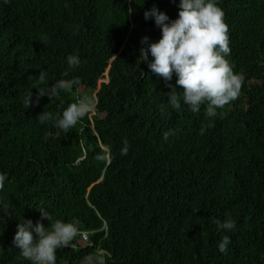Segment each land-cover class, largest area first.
<instances>
[{
	"label": "trees",
	"instance_id": "16d2710c",
	"mask_svg": "<svg viewBox=\"0 0 264 264\" xmlns=\"http://www.w3.org/2000/svg\"><path fill=\"white\" fill-rule=\"evenodd\" d=\"M153 5L178 18L179 0H0V264H30L13 241L27 220L49 226L40 210L80 224L57 264L98 252L106 264H264V0H220L244 82L214 119L205 107L173 110L177 77L166 83L140 63L142 38H161L144 17ZM73 78L71 92L35 103L39 89ZM85 95L97 110L69 131L40 122ZM228 214L235 231L217 224Z\"/></svg>",
	"mask_w": 264,
	"mask_h": 264
},
{
	"label": "clouds",
	"instance_id": "9594fccd",
	"mask_svg": "<svg viewBox=\"0 0 264 264\" xmlns=\"http://www.w3.org/2000/svg\"><path fill=\"white\" fill-rule=\"evenodd\" d=\"M178 8L176 19H170L156 5L145 11V20L154 19L156 27L161 31V38L153 42L150 37H143L139 60L140 63H147L151 72L163 78L166 83L171 82L174 75L177 77L176 84L183 91L181 96V92H177L169 83L172 90L167 102L173 110L179 113L182 105H187L196 113L205 107L207 117L214 119L221 115L226 105L238 99L244 82L243 75L234 71L229 60L232 50L226 14L220 6V0H179ZM131 12L129 9V14ZM67 64L69 69H76L81 65V60L77 55H69ZM44 77L45 74L41 73L39 79L43 81ZM105 78L108 82L107 73ZM80 83L79 78L57 80L39 89L35 103L38 104L39 99L45 95L55 99L61 92H71ZM32 103L31 94L25 98L24 107L28 109ZM96 110L95 97L85 95L71 103L60 116L43 112L39 119L42 124L53 120L55 127L69 131ZM161 111L165 109L161 108ZM204 132L202 128L200 134ZM174 134L169 130L163 134V139L167 141ZM127 152L128 147L125 146L121 154L127 155ZM8 180V174L0 171V191ZM40 211L42 218L50 222L49 226L39 221L33 224L27 220L18 225L13 243L30 264H57V251L70 246L80 234V224L79 221L63 220L53 223L49 212ZM217 224L223 231H235L237 226L230 214L226 215L224 221H217ZM83 237L86 239L88 234L84 232ZM230 243V237L225 236L218 245L220 253L227 254ZM87 259L89 264H106L103 252Z\"/></svg>",
	"mask_w": 264,
	"mask_h": 264
},
{
	"label": "rangeland",
	"instance_id": "374dc122",
	"mask_svg": "<svg viewBox=\"0 0 264 264\" xmlns=\"http://www.w3.org/2000/svg\"><path fill=\"white\" fill-rule=\"evenodd\" d=\"M107 81V78H104V79H101L100 81H99V83H101V82H106ZM79 264H89V261H81Z\"/></svg>",
	"mask_w": 264,
	"mask_h": 264
}]
</instances>
